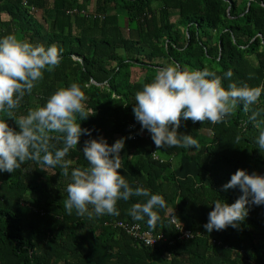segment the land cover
Masks as SVG:
<instances>
[{
  "label": "trees",
  "instance_id": "1",
  "mask_svg": "<svg viewBox=\"0 0 264 264\" xmlns=\"http://www.w3.org/2000/svg\"><path fill=\"white\" fill-rule=\"evenodd\" d=\"M9 33L54 44L62 55L23 97L17 116L78 82L93 113L81 126L109 144L126 138L119 171L133 187L162 194L167 207L154 229L129 214L144 197L120 200L118 216L69 215L63 200L70 177L59 166L45 170L28 160L15 172H0V264H264V205H251L237 228H204L210 204L233 203L242 194L223 189L237 170L264 174L256 143L264 129V0H0V36ZM167 63L208 68L225 87L246 83L262 94L222 122L182 120L179 131L192 134L197 146L157 149L133 109L135 93ZM0 118L18 128L6 113ZM57 135L50 134V147L62 146ZM92 137L83 135L70 151V168L87 166L82 151ZM155 151L162 156L154 158ZM173 213L196 233L193 239L145 246L118 225L139 223L174 238Z\"/></svg>",
  "mask_w": 264,
  "mask_h": 264
},
{
  "label": "clouds",
  "instance_id": "2",
  "mask_svg": "<svg viewBox=\"0 0 264 264\" xmlns=\"http://www.w3.org/2000/svg\"><path fill=\"white\" fill-rule=\"evenodd\" d=\"M61 60V51L54 44H34L15 33L0 36V113L14 118L18 125L14 127L9 119L0 118V172H15L28 160L40 163L45 170L59 166L63 176L70 177L68 195L63 200V208L69 215L75 210L77 215L90 218L93 215L118 216L120 200L144 197L130 207L129 214L135 221L146 220L149 228L154 229L161 221L160 210L167 207L165 197L142 184L133 187L119 171L126 138L109 144L103 136L92 137L93 130L81 126V121L93 113L86 108L87 96L78 82L59 87L44 105L17 116L15 110L23 97L32 92L45 70H52ZM232 75L231 70L225 73L228 78ZM261 94V87H250L246 83L232 81L225 87L223 77L208 68L193 69L167 63L158 68L151 82L135 93L133 112L142 126L141 133L147 130L157 149H190L197 146V140L192 134L179 131L182 120L222 122L238 104L248 108ZM53 133L63 142L61 147H50ZM83 135L92 137L85 141L82 151L87 166L70 168L73 161L66 157L79 145ZM236 139L238 141L239 136ZM256 143L264 151V129L256 137ZM155 153L161 156L158 151ZM235 188L242 193L235 202L218 198L209 205L212 210L204 224L209 233L229 226L239 227L251 205H264V174L249 173L241 168L223 185L225 191ZM177 218L173 213L169 223H176ZM173 231L176 236L175 226Z\"/></svg>",
  "mask_w": 264,
  "mask_h": 264
},
{
  "label": "built area",
  "instance_id": "3",
  "mask_svg": "<svg viewBox=\"0 0 264 264\" xmlns=\"http://www.w3.org/2000/svg\"><path fill=\"white\" fill-rule=\"evenodd\" d=\"M22 1L25 5H28L29 0H22ZM32 9L35 8L33 7ZM104 17L105 16L103 15V18ZM130 128L133 130L134 126L132 125L130 126ZM133 138L136 139V135ZM154 158L158 159L159 155L155 153ZM173 224L175 226V231H176V236L174 238H168L163 231H152L150 229H146L139 223L127 222L126 224L119 223L118 225L120 227H123L127 231V233L134 236L140 245H145V246H155L156 244L168 243V242L175 243L178 240H190L196 236V233L192 229L183 226L181 223H179V221L176 220V223Z\"/></svg>",
  "mask_w": 264,
  "mask_h": 264
},
{
  "label": "rangeland",
  "instance_id": "4",
  "mask_svg": "<svg viewBox=\"0 0 264 264\" xmlns=\"http://www.w3.org/2000/svg\"><path fill=\"white\" fill-rule=\"evenodd\" d=\"M40 15V14H39ZM146 133V132H145ZM161 156H162V154H161V152H158Z\"/></svg>",
  "mask_w": 264,
  "mask_h": 264
}]
</instances>
